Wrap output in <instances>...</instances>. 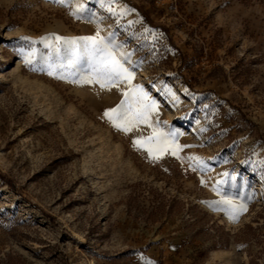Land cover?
<instances>
[{
    "label": "rangeland",
    "instance_id": "374dc122",
    "mask_svg": "<svg viewBox=\"0 0 264 264\" xmlns=\"http://www.w3.org/2000/svg\"><path fill=\"white\" fill-rule=\"evenodd\" d=\"M0 264H264V0H0Z\"/></svg>",
    "mask_w": 264,
    "mask_h": 264
},
{
    "label": "snow or ice",
    "instance_id": "6c2138e0",
    "mask_svg": "<svg viewBox=\"0 0 264 264\" xmlns=\"http://www.w3.org/2000/svg\"><path fill=\"white\" fill-rule=\"evenodd\" d=\"M58 41L63 38L57 37ZM85 41L91 38H83ZM67 44L68 41H65ZM102 41L93 42V47L88 49L87 44H85V55H82L80 50L77 49L76 53L69 58V65L72 66L80 72L81 65L83 63H87L91 68V74L84 73L83 78L79 81L81 83H99L101 88L112 86L118 84L120 79H130L131 74L127 72V69H123L119 62L115 59L112 52L107 50V45L103 47L100 46ZM59 51V49H58ZM51 74V73H50ZM77 82V81H73ZM124 95L129 96L128 92H125ZM115 113L113 116L111 114ZM105 116H108L110 120L114 123V125L118 128H122L125 132L131 130V126L136 123H148V117L146 115L145 109H137L136 111H132V101L128 100L127 106L126 102L122 100L120 104H118L115 108L108 109L105 112ZM140 141H136L139 143ZM149 154L152 153V148L148 149ZM175 154V153H173ZM203 183V181H202ZM217 204H230L227 196L222 197L221 201H217ZM243 206H241L242 208ZM235 219V217H233Z\"/></svg>",
    "mask_w": 264,
    "mask_h": 264
},
{
    "label": "bare ground",
    "instance_id": "6f19581e",
    "mask_svg": "<svg viewBox=\"0 0 264 264\" xmlns=\"http://www.w3.org/2000/svg\"><path fill=\"white\" fill-rule=\"evenodd\" d=\"M84 3V2H83Z\"/></svg>",
    "mask_w": 264,
    "mask_h": 264
}]
</instances>
